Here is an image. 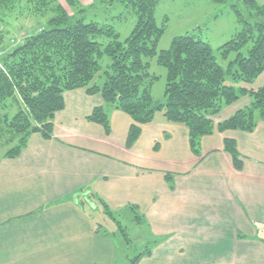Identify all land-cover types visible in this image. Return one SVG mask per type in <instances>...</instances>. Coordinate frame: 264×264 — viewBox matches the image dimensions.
Returning a JSON list of instances; mask_svg holds the SVG:
<instances>
[{
  "label": "crops",
  "instance_id": "1",
  "mask_svg": "<svg viewBox=\"0 0 264 264\" xmlns=\"http://www.w3.org/2000/svg\"><path fill=\"white\" fill-rule=\"evenodd\" d=\"M64 101L54 115L51 138L34 132L19 156L0 160V195L21 192L31 199L25 206L10 201L13 210L3 218L87 188L116 205L137 207L155 240L138 264H264L262 120L251 132L214 130L202 137L198 157L184 125L153 119L126 147L132 123L126 112L110 110L106 133L87 119L103 104L99 93L69 90ZM223 119L218 116L215 123ZM225 137L236 141L241 170L224 150ZM76 202L73 197L45 209L46 222L32 227L30 238L37 244L31 251L44 255L43 264L95 262L93 255L103 245L98 239L96 244L91 219Z\"/></svg>",
  "mask_w": 264,
  "mask_h": 264
},
{
  "label": "trees",
  "instance_id": "2",
  "mask_svg": "<svg viewBox=\"0 0 264 264\" xmlns=\"http://www.w3.org/2000/svg\"><path fill=\"white\" fill-rule=\"evenodd\" d=\"M65 1L72 12L57 0H27L26 15L48 13L45 24L20 43L0 47V149H4L0 160L19 156L34 132L51 138L54 115L65 106L64 93L78 88L102 96L103 104L87 119L101 124L106 133L110 132V110L131 117L126 147L135 143L141 125L153 120L157 108H163L166 121L187 128L190 150L198 157L202 137L214 130L251 132L259 120L264 122V84L236 88L225 82L227 75L234 82H251L264 69V4L243 0L250 8L249 20L243 17V28L219 47L223 58L236 53L224 69L210 44L192 33L173 37L167 49L157 48L165 27L155 19L157 0H119L135 14L133 28L124 39L113 25L96 19L98 11L93 14V10L79 7L77 0ZM9 2L0 0V9ZM105 56L107 64L102 62ZM151 57L166 69L162 104H155L151 93L158 78L150 72L149 60H144ZM96 76H103L101 85L95 82ZM242 95H248L251 103L215 123L223 105ZM223 147L233 166L241 170L243 160L236 141L225 137ZM165 177L168 182L173 178L168 172ZM169 186L173 187L171 182ZM91 194L107 207L101 196ZM129 207L138 220L137 207ZM149 253L148 246L130 264H138L141 255Z\"/></svg>",
  "mask_w": 264,
  "mask_h": 264
},
{
  "label": "rangeland",
  "instance_id": "3",
  "mask_svg": "<svg viewBox=\"0 0 264 264\" xmlns=\"http://www.w3.org/2000/svg\"><path fill=\"white\" fill-rule=\"evenodd\" d=\"M57 1L68 12H72L73 9L65 0ZM77 2L79 7L84 6L93 10V14L98 11L96 19H104L113 25L120 33L121 39L126 38L133 28L135 14L132 8L119 0H77ZM257 2L264 4V0ZM26 3L27 0H11L6 7L0 9V47L22 41L29 33L45 24L48 13L26 15L24 12ZM249 11L250 8L243 0H157L155 19L158 24H165L157 48L167 49L173 37L192 33L210 44L218 63L225 69L236 53L231 52L227 58H223L219 53V47L243 28L242 19L244 17L249 20V17L247 18ZM251 11L256 10L251 9ZM238 13H241V16ZM164 17H167L166 21ZM242 53H246V48ZM144 60H149L150 72L158 76L151 88L153 101L155 104H162L165 102L166 69L156 62V57L144 58ZM102 62L107 64L108 57L105 56ZM95 82L101 85L103 76H96ZM225 82L236 88L240 86L258 88L264 84V69L251 82H234L228 75ZM250 103L251 98L242 95L238 100L224 104L216 119L218 116L227 118L237 109L246 107ZM14 110L15 106L12 108V111ZM163 117V108H157L153 119L158 122L165 120ZM3 150L0 149V155ZM20 193L0 195V237H3L0 240V264H43L44 255L34 254L31 251L37 244L30 238L32 227L38 229L39 225L36 221L41 222V219L46 222V219H43L45 209L66 203L73 197L79 208L91 219L96 244L99 240L103 245L101 249L99 247L96 249L97 253L92 259L95 261L93 264H101L103 261L109 264H130V259L152 245L148 228L141 216L135 220L128 205L119 206L104 197L102 199L107 207L102 205L97 196L92 195L87 188L84 194L78 190L44 203L41 209L22 211L18 216L10 215L3 218L2 214H11L13 210L10 201L18 206H25V200L31 201L27 195ZM110 254L111 257L106 261Z\"/></svg>",
  "mask_w": 264,
  "mask_h": 264
},
{
  "label": "built area",
  "instance_id": "4",
  "mask_svg": "<svg viewBox=\"0 0 264 264\" xmlns=\"http://www.w3.org/2000/svg\"><path fill=\"white\" fill-rule=\"evenodd\" d=\"M21 41H17L16 43H20Z\"/></svg>",
  "mask_w": 264,
  "mask_h": 264
}]
</instances>
